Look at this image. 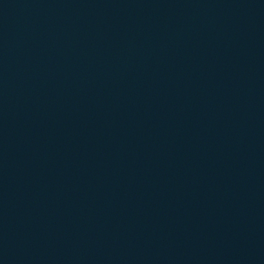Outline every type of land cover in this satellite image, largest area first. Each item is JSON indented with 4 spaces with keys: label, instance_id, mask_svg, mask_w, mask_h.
<instances>
[{
    "label": "water",
    "instance_id": "95a60500",
    "mask_svg": "<svg viewBox=\"0 0 264 264\" xmlns=\"http://www.w3.org/2000/svg\"><path fill=\"white\" fill-rule=\"evenodd\" d=\"M0 264H264V0H0Z\"/></svg>",
    "mask_w": 264,
    "mask_h": 264
}]
</instances>
